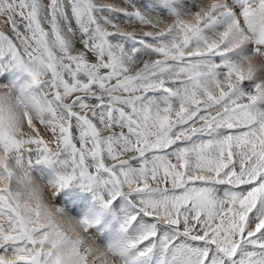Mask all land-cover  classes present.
<instances>
[{"label":"snow or ice","instance_id":"snow-or-ice-1","mask_svg":"<svg viewBox=\"0 0 264 264\" xmlns=\"http://www.w3.org/2000/svg\"><path fill=\"white\" fill-rule=\"evenodd\" d=\"M0 264H264V0H0Z\"/></svg>","mask_w":264,"mask_h":264},{"label":"rangeland","instance_id":"rangeland-1","mask_svg":"<svg viewBox=\"0 0 264 264\" xmlns=\"http://www.w3.org/2000/svg\"><path fill=\"white\" fill-rule=\"evenodd\" d=\"M31 174L38 180H42V181H49L50 179H52L54 173L53 170L51 168H49L47 165H37L35 166L32 171ZM48 175V176H47ZM66 191L72 192L74 194H77L81 197H87L88 199L86 201H82L83 204V211H88V205L91 203V194L82 191L79 187H70L69 189H67ZM57 203H60V198H57Z\"/></svg>","mask_w":264,"mask_h":264},{"label":"clouds","instance_id":"clouds-1","mask_svg":"<svg viewBox=\"0 0 264 264\" xmlns=\"http://www.w3.org/2000/svg\"><path fill=\"white\" fill-rule=\"evenodd\" d=\"M24 179L30 180L32 186L36 190L37 195H40L45 203H50L52 200L55 199V191L54 188L48 186L47 182L36 179L32 174L31 171L28 173L27 177H22ZM59 207V205H57Z\"/></svg>","mask_w":264,"mask_h":264},{"label":"bare ground","instance_id":"bare-ground-1","mask_svg":"<svg viewBox=\"0 0 264 264\" xmlns=\"http://www.w3.org/2000/svg\"><path fill=\"white\" fill-rule=\"evenodd\" d=\"M48 176V175H47Z\"/></svg>","mask_w":264,"mask_h":264}]
</instances>
